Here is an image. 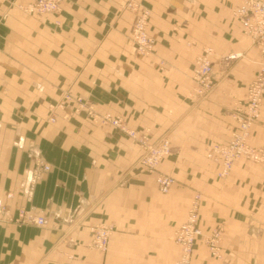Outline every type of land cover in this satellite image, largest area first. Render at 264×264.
<instances>
[{"label": "crops", "instance_id": "1", "mask_svg": "<svg viewBox=\"0 0 264 264\" xmlns=\"http://www.w3.org/2000/svg\"><path fill=\"white\" fill-rule=\"evenodd\" d=\"M30 1L0 0V203L44 223L0 222V264H174V232L195 193L201 231L222 228L221 257L197 238L190 264H264V165L241 157L220 178L206 156L230 138L232 109L258 66L257 46L231 13L241 0H61L48 14L23 11ZM130 1L150 12L148 56L130 38ZM205 48L213 85L199 97L191 71ZM67 91L94 114L72 100L67 118L51 109ZM104 113L151 142L168 138L157 168L173 179L166 192L139 162V145L96 121ZM248 143L264 147V94ZM37 158L49 169L29 192ZM98 223L114 228L105 252L87 246Z\"/></svg>", "mask_w": 264, "mask_h": 264}, {"label": "built area", "instance_id": "2", "mask_svg": "<svg viewBox=\"0 0 264 264\" xmlns=\"http://www.w3.org/2000/svg\"><path fill=\"white\" fill-rule=\"evenodd\" d=\"M60 2L61 0H31L26 5H22L21 9L27 13H55L59 10ZM127 6L135 11V18L130 29V38L135 52L140 56H148L153 52L155 44L153 37L147 31L150 12L133 1H130ZM231 13L240 23L243 33L257 46L259 61L256 73L246 87L244 101L237 102L232 109V119L236 126L231 131L230 138L225 143L212 144L207 149L206 156L219 163L217 176L220 178L226 177L233 162L241 157L264 165V147H255L248 143L249 130L259 118L264 94V0H241L231 9ZM210 55L211 49L205 48L194 60L191 79L193 81L192 92L195 96H204L213 85ZM235 56V54L228 55L231 58ZM71 100L75 101L76 109H85L89 115L94 114L91 107L86 105L81 97L73 96L68 91L62 94L61 101L55 105H49V107L62 109V116L67 118L70 112L65 109L64 103ZM95 118L98 123L109 124L121 130L139 145L141 149L139 162L146 170L156 172L155 180L158 189L161 192H166L173 179L171 176L159 172L157 168L162 158L170 151L168 138L161 137L157 141L151 142L147 131L130 128L121 117L111 116L109 113L96 115ZM49 121H55L54 115L49 117ZM48 169L49 166L42 159H35L27 176L26 190L32 191L35 183ZM6 197L10 198L11 194L7 193ZM199 204L200 194L195 193L190 201L185 220L174 232V242L180 249L174 264H190L193 245L197 238L202 239L213 257H221L219 241L222 228L216 226L208 233L201 231L197 223ZM0 222L40 226L44 223V218L23 206L17 207L16 212L13 213L9 206L0 203ZM89 230L91 238L87 246L105 252L114 230L113 226L109 223H98L92 225Z\"/></svg>", "mask_w": 264, "mask_h": 264}]
</instances>
